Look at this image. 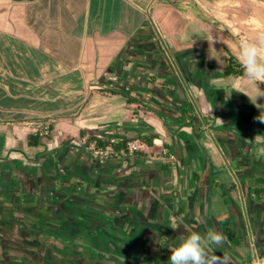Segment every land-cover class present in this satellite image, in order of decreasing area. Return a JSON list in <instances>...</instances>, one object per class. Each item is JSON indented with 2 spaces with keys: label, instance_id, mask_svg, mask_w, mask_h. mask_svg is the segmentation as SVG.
I'll list each match as a JSON object with an SVG mask.
<instances>
[{
  "label": "crops",
  "instance_id": "obj_1",
  "mask_svg": "<svg viewBox=\"0 0 264 264\" xmlns=\"http://www.w3.org/2000/svg\"><path fill=\"white\" fill-rule=\"evenodd\" d=\"M261 32L264 0H0V264H168L224 219L212 264L264 256Z\"/></svg>",
  "mask_w": 264,
  "mask_h": 264
},
{
  "label": "clouds",
  "instance_id": "obj_2",
  "mask_svg": "<svg viewBox=\"0 0 264 264\" xmlns=\"http://www.w3.org/2000/svg\"><path fill=\"white\" fill-rule=\"evenodd\" d=\"M238 59L247 78L264 82V32L252 41H241ZM177 239L179 246L171 250L168 264H212L208 256L209 248L222 246L225 242L223 234L215 229L203 236L195 230L181 232ZM252 264H264V256L257 255Z\"/></svg>",
  "mask_w": 264,
  "mask_h": 264
},
{
  "label": "built area",
  "instance_id": "obj_3",
  "mask_svg": "<svg viewBox=\"0 0 264 264\" xmlns=\"http://www.w3.org/2000/svg\"><path fill=\"white\" fill-rule=\"evenodd\" d=\"M35 134L39 137H47L51 135V126L46 123L38 124V127L35 129ZM88 149L95 157L99 158H110L113 155L118 153V150L115 148L117 140L115 138L111 139L109 142L104 145H99L98 140L93 138H85ZM143 147V144H139L137 141H129L125 148V151L129 154H134L140 151Z\"/></svg>",
  "mask_w": 264,
  "mask_h": 264
},
{
  "label": "trees",
  "instance_id": "obj_4",
  "mask_svg": "<svg viewBox=\"0 0 264 264\" xmlns=\"http://www.w3.org/2000/svg\"><path fill=\"white\" fill-rule=\"evenodd\" d=\"M235 71L233 69V66L232 65H229L226 70H225V73L227 75L229 74H233ZM182 116L179 118L180 122L181 123H185L184 121V115L187 114V111H182ZM39 139L40 137H37V136H32L31 139H30V144L32 146H35L37 144H39ZM95 140V138H93ZM156 139V137H146L144 139V142L151 146L153 143H154V140ZM129 141H132V140H123V141H118L116 142L115 144V148L118 150V151H122L124 148H126L127 146V143ZM99 142V145H104L105 143L103 141H100L98 140ZM140 151H138L139 153ZM255 194L258 196V197H264V189H257L254 191ZM222 225H224L225 229H224V235L226 237V239L232 244V245H240L242 244V239L240 236L237 235V233L235 232V230L233 229L232 225H231V222L229 219H224L223 221H221Z\"/></svg>",
  "mask_w": 264,
  "mask_h": 264
},
{
  "label": "rangeland",
  "instance_id": "obj_5",
  "mask_svg": "<svg viewBox=\"0 0 264 264\" xmlns=\"http://www.w3.org/2000/svg\"><path fill=\"white\" fill-rule=\"evenodd\" d=\"M91 152V151H90ZM219 188V187H218Z\"/></svg>",
  "mask_w": 264,
  "mask_h": 264
}]
</instances>
